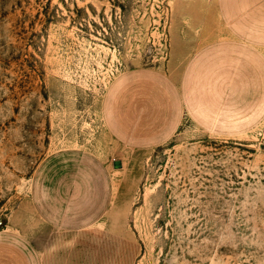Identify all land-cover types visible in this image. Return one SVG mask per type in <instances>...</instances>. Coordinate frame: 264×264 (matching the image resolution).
<instances>
[{
	"label": "rangeland",
	"instance_id": "rangeland-1",
	"mask_svg": "<svg viewBox=\"0 0 264 264\" xmlns=\"http://www.w3.org/2000/svg\"><path fill=\"white\" fill-rule=\"evenodd\" d=\"M219 4L0 0V232L19 227L44 264H264V119L186 117L154 145L109 126L135 84L181 78L226 38ZM72 152L98 157L103 216L86 232L36 230L38 169Z\"/></svg>",
	"mask_w": 264,
	"mask_h": 264
},
{
	"label": "crops",
	"instance_id": "crops-1",
	"mask_svg": "<svg viewBox=\"0 0 264 264\" xmlns=\"http://www.w3.org/2000/svg\"><path fill=\"white\" fill-rule=\"evenodd\" d=\"M218 10L226 38L203 47L181 78L135 84L131 92L135 101L127 99L131 111L127 121L112 116L111 103L108 120L113 135L154 145L174 135L186 117L206 128L215 126L211 120L221 114L236 127L263 121L264 0H220ZM139 102L146 104L140 107ZM202 119L204 123L199 122ZM98 166L97 156L72 152L38 169L30 200L36 230L42 224L69 234L98 225L104 212L103 207L98 209ZM28 263L44 264L35 242L19 227H6L0 232V264Z\"/></svg>",
	"mask_w": 264,
	"mask_h": 264
},
{
	"label": "water",
	"instance_id": "water-1",
	"mask_svg": "<svg viewBox=\"0 0 264 264\" xmlns=\"http://www.w3.org/2000/svg\"><path fill=\"white\" fill-rule=\"evenodd\" d=\"M113 166H114V169L119 170L123 168V163L121 161H115Z\"/></svg>",
	"mask_w": 264,
	"mask_h": 264
},
{
	"label": "trees",
	"instance_id": "trees-1",
	"mask_svg": "<svg viewBox=\"0 0 264 264\" xmlns=\"http://www.w3.org/2000/svg\"><path fill=\"white\" fill-rule=\"evenodd\" d=\"M1 225H3V223Z\"/></svg>",
	"mask_w": 264,
	"mask_h": 264
}]
</instances>
